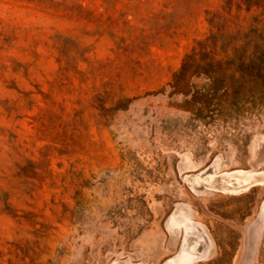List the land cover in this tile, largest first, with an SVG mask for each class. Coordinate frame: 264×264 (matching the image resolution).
<instances>
[{"label":"rangeland","instance_id":"374dc122","mask_svg":"<svg viewBox=\"0 0 264 264\" xmlns=\"http://www.w3.org/2000/svg\"><path fill=\"white\" fill-rule=\"evenodd\" d=\"M216 158L262 180L197 192ZM263 205L264 0H0V264H164L200 227L189 264H264Z\"/></svg>","mask_w":264,"mask_h":264},{"label":"bare ground","instance_id":"6f19581e","mask_svg":"<svg viewBox=\"0 0 264 264\" xmlns=\"http://www.w3.org/2000/svg\"><path fill=\"white\" fill-rule=\"evenodd\" d=\"M185 162H187L186 158H184V161L182 162L184 168H193L196 166L195 164L190 163L185 164ZM220 168V159L216 158L210 167L208 166L207 169H204L197 175L187 176L186 180L197 192L200 190L204 191L206 187H209L229 194H239L247 190L254 183L262 180L261 176L253 170H235L233 172H223L219 174ZM170 225L172 227L188 230L195 228V226H200V223L193 222L192 212L187 206L178 205L177 209L170 218ZM259 225H261L260 229L264 226V205L261 210ZM202 227L205 229L204 226ZM260 232L262 233V231H259V235H261ZM192 233V236L188 238L186 246L181 254H179L176 258L168 260L164 264H189L193 259L204 255L207 249H209V237L204 233V231H202L201 227L197 230L195 229Z\"/></svg>","mask_w":264,"mask_h":264}]
</instances>
